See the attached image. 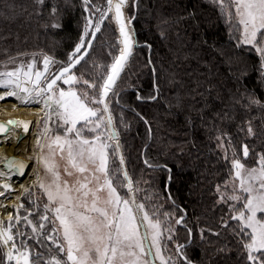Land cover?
Returning a JSON list of instances; mask_svg holds the SVG:
<instances>
[{
  "label": "trees",
  "instance_id": "obj_1",
  "mask_svg": "<svg viewBox=\"0 0 264 264\" xmlns=\"http://www.w3.org/2000/svg\"><path fill=\"white\" fill-rule=\"evenodd\" d=\"M94 6L103 8L106 0H92L91 11H85L83 0H44L43 4L0 0V69L13 70L33 59L40 65L45 55L67 62ZM127 13L135 16L132 23L139 46L110 107L128 171L141 189L137 200L152 195L146 205L162 204L160 212L171 214L166 226L174 228L173 238L167 240L165 233L163 241L176 264H183L177 245H185L183 252L192 264H243L237 238L220 226L221 217L231 215L233 202H219L217 186L221 192L231 191L224 188L230 179L225 149L229 156L235 151L242 158V146L247 144L254 150L245 161L248 166L255 163L256 154L264 153L259 54L240 44V33L211 0H139L136 6L130 3ZM98 16H92L93 21ZM118 52V34L109 16L89 56L73 72L102 83L100 78ZM60 66L57 63L53 71ZM247 96L260 104H248L243 99ZM249 122L255 135L247 134ZM180 216L184 222L176 225ZM202 229L221 235L204 231L202 239ZM23 230L21 241L31 247L36 239H29L30 228ZM225 245L228 252H216ZM0 264H6L2 257Z\"/></svg>",
  "mask_w": 264,
  "mask_h": 264
},
{
  "label": "snow or ice",
  "instance_id": "obj_2",
  "mask_svg": "<svg viewBox=\"0 0 264 264\" xmlns=\"http://www.w3.org/2000/svg\"><path fill=\"white\" fill-rule=\"evenodd\" d=\"M91 2L83 0L85 11H91L88 8ZM211 2L240 33V44L251 46L259 54V71L264 78V0ZM36 3L43 4L44 0H36ZM130 3L136 6L139 0H106L105 7L94 6V12L86 17L80 42L69 54L67 62H58L45 55L42 69L37 68L33 59L13 70L0 72V88L5 90L0 93V101L16 97L22 104H43V116L36 122L43 124L34 145L38 152L30 159H35L43 168L44 177L37 173L35 183L47 196L45 213L52 214H42L39 216L41 222L34 223L29 218L33 215L31 211L25 209L27 215H19L20 209L24 208L23 203L12 206L16 215L9 214L7 222L0 220V257L9 264L13 261L15 264H155L157 260L160 264H176L171 256L164 255L167 250L163 243L164 234L168 233L167 240H172L174 234V228L166 226L171 214L160 212L162 204L153 202L146 205L144 201H152V195H146L142 201L136 199V193L141 189L136 186L138 182L134 185L123 167L125 157L110 109L109 93L115 95L117 80L127 67L136 45L131 29L135 16L127 17L124 11ZM96 13L99 16L93 21L92 16ZM110 13L118 26L122 47L107 66L106 75L100 78L102 83H97L95 79L85 78L84 73L78 76L73 69L84 60L87 49L92 47ZM52 26L60 27L59 24ZM85 37H88L87 41ZM57 63L61 66L53 71ZM58 82L69 87L65 90ZM261 82L264 83V79ZM155 87L158 90V86ZM137 99L142 97L137 96ZM243 99L248 104H260L252 96ZM53 118L57 127L63 128V134L50 128ZM33 123L9 119L0 123V137L9 140L18 128L28 134ZM247 134L255 135L250 122ZM217 140L223 147L222 136H218ZM251 152L254 150H250L247 144L242 146V158L235 151L229 156L225 149L224 159L230 164V179L225 181L224 188L231 191L221 192L220 186H217V191L221 193L219 202L233 203L230 204L231 215L228 219L221 217L220 226L230 229V234L237 238L243 264H264V153L256 154L255 163L248 166L245 161ZM57 157L64 161L63 175ZM0 160L3 163L0 178L5 180L0 184L2 197L13 191L7 181L13 175L25 176L29 165L14 157H0ZM145 164L154 167L147 160ZM168 171L170 173L171 170ZM65 176L74 179H65ZM168 179L171 180V175ZM22 187L24 193H29V188ZM118 188H126L127 193L121 195ZM168 199L171 200L170 195ZM161 215L166 219L161 220ZM229 220L237 223L230 225ZM21 222L23 226L31 227L33 235L29 239L39 237L40 243L51 241L58 252L66 256V260L54 255L45 261L43 253H33L23 241L18 244L17 237L25 236L22 227H19ZM44 222L53 226L51 233L44 231ZM183 222V216L174 221L176 225ZM204 231L221 235L212 229H202V239ZM187 232L191 237L192 229L188 228ZM184 247L177 245L176 252L183 264H192L183 252ZM228 251L226 245L216 249L217 253Z\"/></svg>",
  "mask_w": 264,
  "mask_h": 264
},
{
  "label": "bare ground",
  "instance_id": "obj_3",
  "mask_svg": "<svg viewBox=\"0 0 264 264\" xmlns=\"http://www.w3.org/2000/svg\"><path fill=\"white\" fill-rule=\"evenodd\" d=\"M124 11L127 16L126 8ZM109 16H111V13ZM116 27L118 31V26L116 25ZM131 29L133 30L132 26ZM11 100L12 102L0 103V123H5L9 119L33 121L34 123L30 125L28 134H24L22 128H18L13 132L9 140H4L3 137H0V157H14L29 165L28 169H26L25 176L16 175L13 180L7 181L11 183L13 191L7 193L6 196L0 197V205L7 206L0 207V220L3 221H6L8 215L12 214V206L19 204L21 198L26 194L22 186L30 189V187L35 184L37 173L40 174L41 172V165L37 163L35 159H30V157H34L38 152V150L34 148L37 139V126L39 124L36 122L40 121L43 116V104H36L34 102L22 104L16 97L11 98ZM17 137H19V139H17ZM2 164V160H0V169H2ZM4 182L5 180L0 178V184ZM158 264H160V262H158Z\"/></svg>",
  "mask_w": 264,
  "mask_h": 264
},
{
  "label": "rangeland",
  "instance_id": "obj_4",
  "mask_svg": "<svg viewBox=\"0 0 264 264\" xmlns=\"http://www.w3.org/2000/svg\"><path fill=\"white\" fill-rule=\"evenodd\" d=\"M127 9H128V7H126V12H127ZM225 16H226V15H225ZM110 17H111V16H110ZM127 17H129V16H128V13H127ZM226 17H227V16H226ZM111 19H112V17H111ZM112 21H113V23H114V20H113V19H112ZM132 24H133V23H132ZM114 25H115V23H114ZM115 27H116V26H115ZM118 42H119V37H118ZM119 49H120V45H119ZM118 54H119V52H118ZM42 60H43V58L41 59V64H40V65H38L37 62H36V64H37V68L42 69V67H43V65H42ZM85 60H86V59H85ZM85 60H84V61H85ZM129 65H130V64H129ZM128 67H129V66H128ZM3 71H8V69H6V70H5V69H0V72H3ZM122 77H123V76H122ZM121 79H122V78H121ZM58 84H60V86L63 87L65 90H67V88L69 87V85H63L61 82H58ZM77 87H81V86L78 85ZM115 90H116V89H115ZM4 91H5L4 89L0 88V93H2V92H4ZM114 92H115V91H114ZM112 95H113V94H112ZM112 95L110 96V98L112 97ZM11 98H13V97H7L5 100L0 101V103H3V102H12ZM110 109H111V107H110ZM111 113H112V112H111ZM112 116H113V115H112ZM113 119H114V117H113ZM114 122H115V120H114ZM42 126H43L42 122L38 124V126H37V135H38V133L40 132ZM50 128L53 129L54 132H58L59 134H63V128H58V127H57V122L55 121V118H53V121L50 122ZM116 130H117V129H116ZM119 137H120V136H119ZM120 143H121V140H120ZM121 146H122V144H121ZM122 152H123V148H122ZM123 155H124V153H123ZM124 157H125V156H124ZM57 160H58V162H59V164H60L61 173H62V175H63L64 161L59 160V157H57ZM125 162H126V159H125ZM118 163H119V162H118V160H117V161H116V164H118ZM126 166H127V163H126ZM127 168H128V167H127ZM128 172H129V171H128ZM40 175H41V177H44V171H43L42 166H41V172H40ZM129 175H130V173H129ZM15 176H16V175H13L11 180H13V178H14ZM130 177H131V176H130ZM64 178H65V179H69V180L74 179V177H73V178H69V177H66V176H65ZM120 179L123 180V177H120ZM45 182H47V180H45ZM229 189H230V188H229ZM118 191L121 193V195H124V194L127 193V189H126V188H118ZM102 195H103V194H102ZM136 199H137V197H136ZM20 203H23V204H24V208L20 209V211H19V215H20V216L27 215V212L25 211V209L31 211V212L33 213V215L30 216L29 218L32 219L34 223H40V222H41V221H39V216L42 215V214H47V215H49V216L52 215L51 213H45L44 205H45L46 203H48V201H47V196L45 195L43 189H41V188L39 187V185L36 184V183L30 187V189H29V193H26V194L21 198L19 204H20ZM17 205H18V204H17ZM238 205H239V204H238ZM12 208H13L12 215L15 216V215H16V210H15L14 207H12ZM5 222H7V220H6ZM44 223L46 224V229H45L44 231H45V232H49V233H51V230H49V228H47V227H51V229H52L53 226H52L51 224H48L47 222H44ZM57 224H58V222H57ZM47 225H49V226H47ZM19 227H22V230H23L24 228H26L25 226H23V222H21V225H20ZM27 227L30 228V232H29V234H30V236H32L33 234H32V232H31V227H30V226H27ZM13 231H14V232L16 231V227L13 228ZM23 231H24V230H23ZM24 233H25V231H24ZM25 235H26V233H25ZM23 237H24V236H23ZM23 237H17V243H18V244H19V242L21 241V239H22ZM163 243H164V241H163ZM164 244H165V243H164ZM165 245H166V244H165ZM166 248H167V246H166ZM164 255H165L166 257H167V256H171V257L173 258L172 254H170V252H169L168 250H166V251L164 252ZM173 259H174V258H173ZM5 261H6V260H5ZM157 261H158V260H157ZM158 262H159V261H158ZM6 264H9V262L6 261ZM11 264H15V262L13 261V262H11Z\"/></svg>",
  "mask_w": 264,
  "mask_h": 264
},
{
  "label": "flooded vegetation",
  "instance_id": "obj_5",
  "mask_svg": "<svg viewBox=\"0 0 264 264\" xmlns=\"http://www.w3.org/2000/svg\"><path fill=\"white\" fill-rule=\"evenodd\" d=\"M40 238L38 237L34 245H31V248L33 253L40 252L44 254V260L47 261L50 259L51 256H61L63 259L66 260V256H64L62 253H59L58 250L56 249L55 245L52 244L51 241L48 240H43L42 243L38 242ZM30 246V245H29Z\"/></svg>",
  "mask_w": 264,
  "mask_h": 264
},
{
  "label": "water",
  "instance_id": "obj_6",
  "mask_svg": "<svg viewBox=\"0 0 264 264\" xmlns=\"http://www.w3.org/2000/svg\"><path fill=\"white\" fill-rule=\"evenodd\" d=\"M115 26H116V25H115ZM131 26H132V28H133V24H131ZM116 28H117V27H116ZM116 32H117L118 37H119V40H120V36H119V33H118L117 29H116ZM133 32H134V30H133ZM134 39H135V41H136V45H135L134 48H133V55H132V57L130 58L127 67H126L125 70L121 73L120 78L117 80V84H116V86H115V88H114V91H115V89L117 88L118 84L120 83L122 76H123L124 73L126 72L128 66H129V64H130V62H131V60H132V58H133V56H134L135 49L139 46L138 43H137V39H136V34H135V32H134ZM93 43H94V40H93V42H92V46H93ZM119 45H120V44H119ZM121 47H122V45H120V48H121ZM91 49H92V47H91L90 49H87V55L85 56L84 60L89 56V54H90V52H91ZM82 51H84V50H82ZM84 60H83V61H84ZM83 61H81V63H82ZM78 66H79V65H77L76 67H78ZM74 69H75V68H74ZM74 69H73V71H74ZM111 95H112V93L110 92V93H109V97H110ZM113 120H114V119H113ZM114 123H115V122H114ZM116 131H117V130H116ZM117 132H118V131H117ZM119 141H120V137H119ZM120 144H121V143H120ZM122 153H123V152H122ZM123 167H124V168L127 170V172H128V168H127V166H126V162H125V165H124ZM2 168H3V164H2ZM128 174H129V172H128ZM18 176H19V175H18ZM129 176H130V175H129ZM120 177H122V175H121ZM155 264H158V262L155 261Z\"/></svg>",
  "mask_w": 264,
  "mask_h": 264
}]
</instances>
